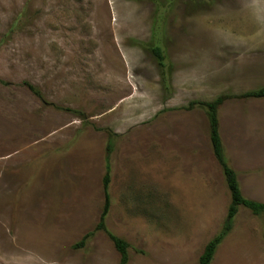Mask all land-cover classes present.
Segmentation results:
<instances>
[{
  "label": "rangeland",
  "instance_id": "1",
  "mask_svg": "<svg viewBox=\"0 0 264 264\" xmlns=\"http://www.w3.org/2000/svg\"><path fill=\"white\" fill-rule=\"evenodd\" d=\"M263 86L264 0H0V264H120L104 231L75 247L104 207L110 135L105 223L127 264H199L231 196L206 111L187 107ZM219 119L243 195L264 202V99ZM211 264H264V214L240 207Z\"/></svg>",
  "mask_w": 264,
  "mask_h": 264
},
{
  "label": "trees",
  "instance_id": "2",
  "mask_svg": "<svg viewBox=\"0 0 264 264\" xmlns=\"http://www.w3.org/2000/svg\"><path fill=\"white\" fill-rule=\"evenodd\" d=\"M155 22L161 27L163 23V18L159 15ZM16 30V24L12 27L11 32ZM10 34V32L8 33ZM7 34V35H8ZM149 50L153 53L156 58L157 65L159 70L161 71V75L163 77L164 90L168 89V84L166 86V78H167V63L165 53L163 48L159 43H154L150 45ZM23 85L27 87V89L35 96L42 98L41 91L30 82L24 81ZM234 98H242V99H264V86L255 90L247 91L241 95L231 96V95H222L217 97L212 101H200V102H192L187 107L188 110L199 107L206 111L208 121H209V135L211 147L213 150V154L220 165L223 176L225 178L227 187L230 192L231 202L227 211L226 219L223 223V226L219 233L205 246L203 253L199 258V264H211L218 246L224 240V238L230 233L233 227L234 219L239 211L240 207H244L248 209L253 215L260 216L264 214V202H259L256 200L249 199L243 195L241 185L238 178L237 171L230 165L229 159L225 153V147L223 144L221 131H220V119H219V109L223 104L229 100ZM67 111H71L75 114H78L82 119H85L83 113L77 110L66 109ZM114 151V142L113 137L110 135V140L108 142L106 148V156H105V174L103 177V189L105 195L104 207L99 219V222L95 228V230L88 232L81 242L77 244L75 247L82 246L84 243L96 232V231H104L110 240L113 242L115 248L120 254V264H127L128 262V248L129 244L123 240L122 238L112 234L106 227V216L110 209V194H109V185L111 182V154Z\"/></svg>",
  "mask_w": 264,
  "mask_h": 264
}]
</instances>
